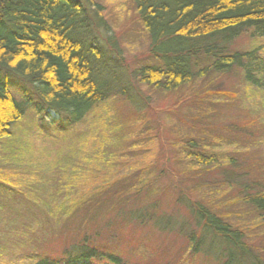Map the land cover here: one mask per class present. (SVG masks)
<instances>
[{
	"label": "trees",
	"instance_id": "16d2710c",
	"mask_svg": "<svg viewBox=\"0 0 264 264\" xmlns=\"http://www.w3.org/2000/svg\"><path fill=\"white\" fill-rule=\"evenodd\" d=\"M128 1L147 43V62L134 68L130 76L150 93L171 98L152 110L166 113L173 123L165 134L160 129L147 131L158 153L154 163L161 174L168 175L170 185L181 184L178 200L185 204L195 228L189 230L168 214L156 212L154 199L141 204L137 199L149 190V178L138 173L122 182L101 178L99 186L90 189L94 205H86L88 188L75 199L79 203H71V193H76L83 175L74 170L71 182L69 175L62 174L53 183L57 204L49 201L51 209L45 213L53 215L55 208L61 211L58 215L74 216V220L83 204L85 226L79 227L82 221L76 224L78 236L63 245L58 257L45 255L34 264H180L175 257L167 259L165 249H157V257L138 263L116 250L121 227L149 223L161 232L176 227L190 254L212 256L216 251L223 264H264V258L246 242L243 228L251 225L241 221L239 214L235 218L243 226L228 217L232 208H238L264 226V188L260 184L264 177L252 172L262 160L240 161L241 152L247 149L241 142L251 141L253 130L242 121L224 125L217 120L221 108L232 106L236 99L234 87L227 84L234 75L240 73L244 83L258 89L264 86V58L259 47H235L243 35L264 38V0ZM101 39L116 54L120 50L103 5L96 0H0V139L10 136V126L30 107L37 115L43 111L58 115L55 130L65 134L96 107L126 95L128 87L113 59L118 56H108L98 43ZM11 77L24 84L20 99L10 89ZM225 129L231 136H225ZM101 130L94 151L101 152L106 143L114 145L122 138L119 124L109 131L103 124ZM224 146L231 150L222 153ZM101 155L111 156L110 160L117 157L110 152ZM94 156L78 159L93 163ZM61 168H69V164ZM108 181L112 183L106 186ZM88 182L89 177L84 183ZM207 185L212 193L208 201L183 196L184 190L197 194ZM112 197L114 203L107 200ZM99 211L107 216L101 222L92 217Z\"/></svg>",
	"mask_w": 264,
	"mask_h": 264
},
{
	"label": "rangeland",
	"instance_id": "374dc122",
	"mask_svg": "<svg viewBox=\"0 0 264 264\" xmlns=\"http://www.w3.org/2000/svg\"><path fill=\"white\" fill-rule=\"evenodd\" d=\"M96 1L103 5L110 32L117 37L119 43L117 46L120 50H117L116 54L106 46L104 39L99 40L98 43L103 45L108 56L114 54L118 56L112 58L124 85L128 87V92L123 96L117 95L96 107L87 119L71 127L65 134L55 130L58 115L47 111L37 115L30 107L10 126V136L0 139V264H34L45 255L52 254L58 257L63 245L76 237L78 226L76 224L82 221L79 227L85 226L86 220L82 217L84 213L81 211L83 204L80 206L81 209H77L78 215L74 220H72L74 216L65 218V215H58L61 211L55 208L53 215L45 213V209H51L47 207L49 201L57 204L53 183L57 182L59 175L62 174L69 175L67 180L71 182L73 180L70 181L71 172L74 170L83 174V179L80 175L79 178L82 180L79 179L76 184L77 187L74 189L76 193L74 194V191L71 193L73 200H70L71 203H79L80 201L75 199L81 198L84 191L86 192L85 188H88L85 202L87 201L86 205H92L93 198L89 197L92 193L90 189L97 188L101 178L122 182L138 173L137 175L149 178L147 184L149 190L143 191L137 199L141 204L149 200L153 202L154 199L157 202L156 212L168 214L174 219L173 222L176 224L181 222L189 230L195 228L185 204L178 200L181 195L180 191L178 193L181 184L170 185L168 175L161 174L159 172L161 168L154 163L158 153L147 131L158 132L160 129V132L165 134L173 123L167 118L166 113L159 111V114H155L152 110L160 109L161 105L169 102L171 98L150 93L130 76L134 68L147 62L145 33L136 23L134 7L128 0ZM102 36H105V33ZM256 46L259 47L258 51L264 58V38L252 39L243 35L235 45L240 50L252 49ZM241 79L239 73L227 81L236 92V99L233 100L235 104L224 105L218 113L217 120L224 125L235 120L242 121L248 124V130H253L252 140L241 142L242 146H247V149L241 152L243 155L240 161L241 159L262 160V164L256 162L252 172L264 177V86L258 89ZM9 81L13 95L20 99L24 93V84L15 77H11ZM149 93L150 97L147 101L145 97ZM52 119L54 123L51 122ZM103 124L108 125V131L119 124L122 138L119 137L114 145L106 143L104 147L102 146L101 152L94 151L95 140L103 133L101 130ZM180 130L184 131L185 128L181 127ZM117 131L115 134L118 133ZM222 131L220 130L219 135ZM223 132L226 137L231 136L228 129ZM222 142L226 144L227 140L223 139ZM230 150L226 146L220 149L222 153H228ZM109 152L117 157L110 160L111 156L101 155ZM87 155H95L92 158L93 163L80 161L82 156ZM66 164H69V168H61ZM88 177L87 185L84 182L87 183ZM262 179L260 184L264 188V178ZM111 183L106 182V186ZM208 186H204L206 189L197 194L184 190L183 196L190 201L196 199L208 201L212 197V193H209L210 189L207 191ZM113 190L123 191L116 188ZM108 194L113 196V193ZM107 200L114 203L115 198ZM113 212L114 209L109 216ZM230 213L228 217L230 216V221L235 224L244 225L235 218L239 214L241 221L251 225L242 227L246 242L258 251L259 257L264 258V226L251 221V218L244 216L238 208H232ZM93 215L92 217L100 222L107 217L103 211ZM66 222L68 224H65ZM176 229L174 227L170 231L161 232L150 223L141 226L136 224L130 227L123 226L120 228V236H118L120 243L116 250L136 263L155 258L157 249H165L166 252L162 250L164 256L167 259L175 257L181 262L180 264H223L216 256V251L212 256L201 253L190 254V249L182 241ZM113 236L114 233L111 237L117 239ZM207 243L206 240L205 244Z\"/></svg>",
	"mask_w": 264,
	"mask_h": 264
}]
</instances>
